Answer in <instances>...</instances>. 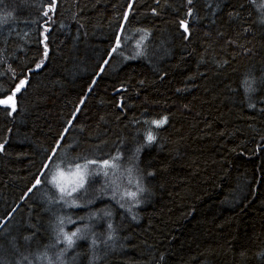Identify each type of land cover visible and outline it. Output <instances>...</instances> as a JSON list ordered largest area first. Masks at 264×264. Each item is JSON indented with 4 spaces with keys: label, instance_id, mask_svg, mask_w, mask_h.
Segmentation results:
<instances>
[{
    "label": "trees",
    "instance_id": "trees-1",
    "mask_svg": "<svg viewBox=\"0 0 264 264\" xmlns=\"http://www.w3.org/2000/svg\"><path fill=\"white\" fill-rule=\"evenodd\" d=\"M0 101V264H264V0H0Z\"/></svg>",
    "mask_w": 264,
    "mask_h": 264
},
{
    "label": "rangeland",
    "instance_id": "rangeland-1",
    "mask_svg": "<svg viewBox=\"0 0 264 264\" xmlns=\"http://www.w3.org/2000/svg\"><path fill=\"white\" fill-rule=\"evenodd\" d=\"M85 166V165H84ZM83 165L82 166H77L75 168L72 169H65V170H61L58 169L54 175H53V181L56 184V186L59 187V190L61 188L65 189V192H71V194H76V191H71L73 187L77 186L80 183V177L83 176V184L86 181V176L87 174H89L92 170L95 169V167H93L92 169L90 168V166H87V169H85ZM89 168V171H88ZM112 169H114L113 167H111ZM96 172L101 171V169H95ZM109 185V184H108ZM110 186V185H109ZM126 185L124 184V181L121 180V182L119 180H116L112 183V185L110 186L111 191L113 194H116L117 192L121 191L119 194L125 199V201H132L134 199L135 196H131L129 195L130 193H135L137 190L135 188H130V187H125ZM79 189V187H77V190ZM61 192V191H60ZM71 226V224H69ZM75 225V224H74ZM76 227V230L80 228ZM82 230V229H81ZM72 232H75V229L71 228L69 229L67 226L66 222H63L62 224H60L59 226V243L61 244V248L63 247H68L67 245V241L64 238V234H68L71 235ZM80 232L77 233V237L80 236ZM77 237H73V241L77 240ZM103 245L105 246L106 244L103 243ZM67 249V248H66ZM65 249V251H66ZM56 261H54L52 264H56Z\"/></svg>",
    "mask_w": 264,
    "mask_h": 264
},
{
    "label": "snow or ice",
    "instance_id": "snow-or-ice-1",
    "mask_svg": "<svg viewBox=\"0 0 264 264\" xmlns=\"http://www.w3.org/2000/svg\"><path fill=\"white\" fill-rule=\"evenodd\" d=\"M188 2L191 3L192 0H188ZM185 31H187V27H185ZM116 50H117L116 48H113L112 49L113 52H115ZM37 67H39V65H37ZM24 84H25V81H21L20 82V85L17 86L16 91H20V89L24 86ZM9 100H11V97H9ZM0 103H8V101H0ZM13 110H15L14 106H13ZM164 122L165 121H153L152 123L153 124H156L157 127H159ZM147 139H148L149 142H152L155 139V137L151 133H149ZM0 148H2V145H0ZM87 163L88 164H95L96 161H88ZM108 166H110L109 161L108 160L103 161L102 167H108ZM84 167H85V169H87V164ZM105 175H107V173H105ZM38 183H39V181H37V184ZM33 187H35V185ZM77 187H79V188H82L83 187V176L80 177V183L77 186L73 187L71 191H76L77 190ZM60 191L62 193H64V189L63 188H61ZM67 195H71V192H68ZM129 195L135 196V193H130ZM61 223H63V221ZM81 231L82 230L78 228L75 232H72L71 235H68L66 233L64 234V238L67 241L68 247H71L72 246V244L74 243L73 237H77V233L78 232H81ZM77 238H80V237H77Z\"/></svg>",
    "mask_w": 264,
    "mask_h": 264
},
{
    "label": "water",
    "instance_id": "water-1",
    "mask_svg": "<svg viewBox=\"0 0 264 264\" xmlns=\"http://www.w3.org/2000/svg\"><path fill=\"white\" fill-rule=\"evenodd\" d=\"M184 26H186V22L184 23Z\"/></svg>",
    "mask_w": 264,
    "mask_h": 264
},
{
    "label": "bare ground",
    "instance_id": "bare-ground-1",
    "mask_svg": "<svg viewBox=\"0 0 264 264\" xmlns=\"http://www.w3.org/2000/svg\"><path fill=\"white\" fill-rule=\"evenodd\" d=\"M188 24V23H187ZM186 26H188V25H186ZM182 29V28H181ZM183 30V29H182ZM57 166V165H56Z\"/></svg>",
    "mask_w": 264,
    "mask_h": 264
}]
</instances>
